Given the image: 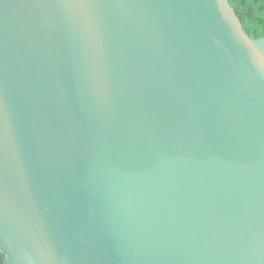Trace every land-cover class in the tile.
<instances>
[{
    "label": "water",
    "instance_id": "1",
    "mask_svg": "<svg viewBox=\"0 0 264 264\" xmlns=\"http://www.w3.org/2000/svg\"><path fill=\"white\" fill-rule=\"evenodd\" d=\"M3 264H264V38L229 0H0Z\"/></svg>",
    "mask_w": 264,
    "mask_h": 264
},
{
    "label": "trees",
    "instance_id": "2",
    "mask_svg": "<svg viewBox=\"0 0 264 264\" xmlns=\"http://www.w3.org/2000/svg\"><path fill=\"white\" fill-rule=\"evenodd\" d=\"M246 33L253 39L264 38V0H229ZM4 254L0 250V264Z\"/></svg>",
    "mask_w": 264,
    "mask_h": 264
}]
</instances>
